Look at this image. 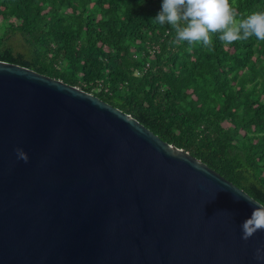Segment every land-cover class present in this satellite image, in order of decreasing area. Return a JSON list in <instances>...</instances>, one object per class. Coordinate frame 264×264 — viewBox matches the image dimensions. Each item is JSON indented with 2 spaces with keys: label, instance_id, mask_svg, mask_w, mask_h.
<instances>
[{
  "label": "water",
  "instance_id": "95a60500",
  "mask_svg": "<svg viewBox=\"0 0 264 264\" xmlns=\"http://www.w3.org/2000/svg\"><path fill=\"white\" fill-rule=\"evenodd\" d=\"M258 205L118 108L0 61V264H264V230L241 238Z\"/></svg>",
  "mask_w": 264,
  "mask_h": 264
},
{
  "label": "trees",
  "instance_id": "16d2710c",
  "mask_svg": "<svg viewBox=\"0 0 264 264\" xmlns=\"http://www.w3.org/2000/svg\"><path fill=\"white\" fill-rule=\"evenodd\" d=\"M237 19L264 0H230ZM162 0H0V61L90 93L264 205V41L211 50L152 20Z\"/></svg>",
  "mask_w": 264,
  "mask_h": 264
},
{
  "label": "clouds",
  "instance_id": "9594fccd",
  "mask_svg": "<svg viewBox=\"0 0 264 264\" xmlns=\"http://www.w3.org/2000/svg\"><path fill=\"white\" fill-rule=\"evenodd\" d=\"M152 21L171 26L176 41L189 45L202 42L209 50L217 33L219 40L229 45L253 36L264 41V11L237 19L230 0H162L160 11ZM16 153L27 162L28 157L21 149H16ZM240 227L244 240L264 230V205L254 207ZM256 259L264 260L261 249L256 250Z\"/></svg>",
  "mask_w": 264,
  "mask_h": 264
}]
</instances>
